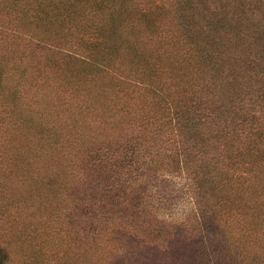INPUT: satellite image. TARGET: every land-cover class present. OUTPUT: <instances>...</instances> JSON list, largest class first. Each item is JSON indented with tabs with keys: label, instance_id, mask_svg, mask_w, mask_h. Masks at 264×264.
I'll use <instances>...</instances> for the list:
<instances>
[{
	"label": "trees",
	"instance_id": "obj_1",
	"mask_svg": "<svg viewBox=\"0 0 264 264\" xmlns=\"http://www.w3.org/2000/svg\"><path fill=\"white\" fill-rule=\"evenodd\" d=\"M160 170L194 186L178 222L144 214ZM0 238L264 264V0H0Z\"/></svg>",
	"mask_w": 264,
	"mask_h": 264
},
{
	"label": "rangeland",
	"instance_id": "obj_2",
	"mask_svg": "<svg viewBox=\"0 0 264 264\" xmlns=\"http://www.w3.org/2000/svg\"><path fill=\"white\" fill-rule=\"evenodd\" d=\"M152 177L157 186L149 190L151 194H148V192L145 194V198L148 200L147 202H149V204L145 207L144 211H146V213L144 214H148L147 212L151 211V213H154L159 219H166L167 221H174L175 219L177 222L180 221L179 219L181 216L186 214V211L190 210L189 207L193 206L195 198L194 186L190 184L189 179L184 177L183 173L177 174L166 170H160L153 174ZM173 204H175V207H173ZM150 206L151 208H149ZM106 215H109V213ZM27 234L30 233L27 232ZM30 243L35 242L30 241ZM0 246L4 248L5 253L10 254L13 250L12 247L15 245L13 243L7 245V243L2 242L0 238ZM30 250L32 251L28 244L25 245V247L23 245L22 247L18 245L16 253L23 252L24 254L20 256L14 264H44V259L42 257L43 253L38 250L35 252L36 254H34ZM51 254L54 255V260L58 261V258L55 257V248H52ZM94 255L97 257V253ZM65 257L68 259L66 264H89V261L94 258L89 252L86 254L81 252V254L78 255L73 249L67 252Z\"/></svg>",
	"mask_w": 264,
	"mask_h": 264
}]
</instances>
